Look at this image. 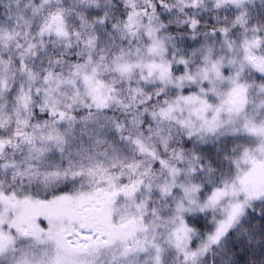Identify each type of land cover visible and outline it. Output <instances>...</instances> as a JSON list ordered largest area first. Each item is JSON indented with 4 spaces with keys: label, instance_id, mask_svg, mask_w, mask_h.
<instances>
[{
    "label": "snow or ice",
    "instance_id": "1",
    "mask_svg": "<svg viewBox=\"0 0 264 264\" xmlns=\"http://www.w3.org/2000/svg\"><path fill=\"white\" fill-rule=\"evenodd\" d=\"M245 2L215 0L217 8L239 9ZM200 5L201 0H179L180 11L188 9L185 30L194 37L200 20L192 10ZM160 6L168 8L164 0ZM14 11L19 18V0H6L0 8L9 18ZM136 15L129 16V27ZM61 25L55 15L47 27L62 34ZM205 36L215 39L220 53L207 44L198 50L204 58L198 79L207 85L200 95L181 97L199 122H182L196 144L161 159L134 141L150 162L158 160V173L133 163L124 183L102 170L89 172L99 182L69 194L56 188L68 172L41 174L34 166L42 150L31 149L36 155L23 163L6 158L10 148H21V139L31 145L32 137L17 131L16 144L0 139V264H139L142 254L150 264H169L173 257L175 264H264V20L253 26L241 11ZM177 63L188 61L181 57ZM161 75L167 76L166 68ZM254 93L259 103L252 101ZM210 94L219 103L204 98ZM174 111L170 105L160 115ZM161 142L167 147L168 140ZM205 143L216 147L205 151L199 147Z\"/></svg>",
    "mask_w": 264,
    "mask_h": 264
},
{
    "label": "clouds",
    "instance_id": "2",
    "mask_svg": "<svg viewBox=\"0 0 264 264\" xmlns=\"http://www.w3.org/2000/svg\"><path fill=\"white\" fill-rule=\"evenodd\" d=\"M4 3L0 0V8ZM164 3L167 9L161 0H132L135 7L129 0H19V18L15 11L10 18L0 14V139L16 144L17 131L33 138L31 145L21 139V148H10L6 158L23 163L36 155L31 149L42 150L34 166L41 174L68 172L56 188L71 194L90 191L93 180L99 182L89 172L102 170L124 183L133 163L158 173V160L150 162L138 151L137 139L161 159L176 148L192 149L196 141L182 122H199L181 97L200 95L207 85L198 79L204 66L198 50L207 44L220 53L215 39L205 33L241 11L255 26L264 20V0H246L239 9L201 0L200 8L192 10L199 11L195 37L183 23L188 9L181 12L179 0ZM133 13L138 15L129 27ZM55 15L61 18L62 34L47 27ZM181 57L187 65L177 63ZM162 68L167 69L165 78ZM186 75L194 79L180 81ZM204 98L213 105L220 101L211 94ZM252 101L259 103L255 93ZM170 105L175 111L162 117ZM61 112L66 118H60ZM199 147L211 151L216 145ZM175 262L173 257L169 264ZM139 264H150V258L142 254Z\"/></svg>",
    "mask_w": 264,
    "mask_h": 264
}]
</instances>
